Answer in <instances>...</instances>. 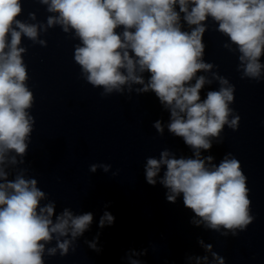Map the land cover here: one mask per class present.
<instances>
[{
  "label": "clouds",
  "instance_id": "1",
  "mask_svg": "<svg viewBox=\"0 0 264 264\" xmlns=\"http://www.w3.org/2000/svg\"><path fill=\"white\" fill-rule=\"evenodd\" d=\"M24 2L0 0V264H46L45 257L75 253L78 238L94 220L91 211L57 212L56 201L25 166L36 96L23 41L47 47L41 37L57 27L76 41L73 61L81 79L101 89L102 98L154 94L168 122L157 119L152 127L160 137L167 128L191 150L188 157L169 148L158 158L148 156L146 183L159 182L168 203L182 199L196 228L226 238L245 232L255 217L241 162L231 152L218 163L203 155L214 143L223 144L225 128L235 131L241 120L232 107L236 86L220 74L219 65L206 61L204 37L210 29L219 33L225 38L221 47L236 57L240 79L264 82V0H35L49 13L43 21L32 11L22 19ZM213 84L218 87L202 98L205 86ZM111 168L92 163L89 172ZM115 219L105 211L98 226L110 227ZM99 236L84 243L100 252ZM197 243L205 254H186L184 264H226L211 243L202 238ZM147 254V248L130 249L124 258L146 264L139 257Z\"/></svg>",
  "mask_w": 264,
  "mask_h": 264
}]
</instances>
